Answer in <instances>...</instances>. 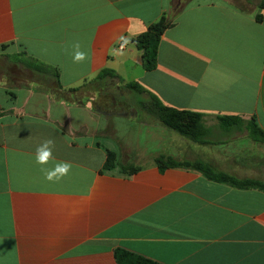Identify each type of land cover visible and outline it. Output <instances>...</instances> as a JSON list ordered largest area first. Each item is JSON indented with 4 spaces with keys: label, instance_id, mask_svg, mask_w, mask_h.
<instances>
[{
    "label": "crops",
    "instance_id": "1",
    "mask_svg": "<svg viewBox=\"0 0 264 264\" xmlns=\"http://www.w3.org/2000/svg\"><path fill=\"white\" fill-rule=\"evenodd\" d=\"M161 17L172 26L148 72L133 40ZM75 42L83 63L73 62ZM23 53L56 68L58 81L13 59ZM105 68L203 114L206 143L138 106L96 109L89 88L80 104L61 95ZM216 116L264 130V0H0V264H118L117 249L159 264H264L263 191L155 162L199 160L264 181V143ZM47 139L54 160L44 167L72 164L56 183L35 161Z\"/></svg>",
    "mask_w": 264,
    "mask_h": 264
},
{
    "label": "trees",
    "instance_id": "2",
    "mask_svg": "<svg viewBox=\"0 0 264 264\" xmlns=\"http://www.w3.org/2000/svg\"><path fill=\"white\" fill-rule=\"evenodd\" d=\"M172 23L167 21L165 17L148 27L146 32L135 38L134 44L138 51L141 52V63L145 71H153L157 67V53L161 36L166 30L171 28ZM24 68L40 74L44 77H51L58 81L59 74L56 68L47 65L35 58L27 56L25 53L13 57ZM116 81V86L124 89L139 98L137 105L143 113L151 119L166 128L175 131L181 137L194 142L203 144L206 143L207 129L204 125V115L191 112L189 110L176 109L164 105L156 96L148 92L137 82H125L120 78L115 71L105 68L102 69L97 76L84 83L81 87L72 88L66 91H61L67 99L74 103H83L80 98L81 94L89 87H99L103 81ZM58 88L61 86L58 84ZM94 92H97L96 90ZM111 97L110 95H106ZM143 96H145L143 98ZM112 99V98H111ZM218 123L224 127H243L248 134V137L256 143H264V130H262L255 120L245 121L237 117L216 116ZM114 155L109 153L105 162V167L109 168L113 165ZM155 162L160 172L170 168L192 169L201 173L206 179L223 183L238 189H257L264 192V181L259 179L236 178L225 173L217 171L210 164L203 161L195 160H178L173 157L159 155ZM136 171V169H133ZM115 258L118 264H159L153 260L143 256L133 254L123 249L115 250Z\"/></svg>",
    "mask_w": 264,
    "mask_h": 264
},
{
    "label": "clouds",
    "instance_id": "3",
    "mask_svg": "<svg viewBox=\"0 0 264 264\" xmlns=\"http://www.w3.org/2000/svg\"><path fill=\"white\" fill-rule=\"evenodd\" d=\"M123 39V37H121ZM73 48V62L83 63L88 59V54L81 50L79 42L72 45ZM54 141L52 139L44 140L36 149L35 161L41 165L40 171L45 180L49 182H59L70 173L72 164L67 161H57L52 168L44 167L50 161L54 160L53 149Z\"/></svg>",
    "mask_w": 264,
    "mask_h": 264
},
{
    "label": "rangeland",
    "instance_id": "4",
    "mask_svg": "<svg viewBox=\"0 0 264 264\" xmlns=\"http://www.w3.org/2000/svg\"><path fill=\"white\" fill-rule=\"evenodd\" d=\"M115 84L116 81L113 80L106 81V83L100 84L99 87H89L87 92L89 96H93L95 94L94 91H97L94 108H105L110 111L116 110L118 113H124V110H120L121 107L129 109L133 106H138V97L124 89L116 88ZM106 95H110L112 99Z\"/></svg>",
    "mask_w": 264,
    "mask_h": 264
},
{
    "label": "built area",
    "instance_id": "5",
    "mask_svg": "<svg viewBox=\"0 0 264 264\" xmlns=\"http://www.w3.org/2000/svg\"><path fill=\"white\" fill-rule=\"evenodd\" d=\"M120 49H123V45H122V46H120Z\"/></svg>",
    "mask_w": 264,
    "mask_h": 264
}]
</instances>
